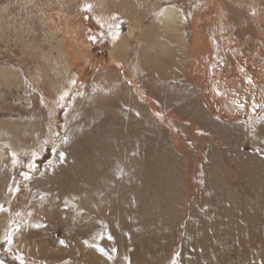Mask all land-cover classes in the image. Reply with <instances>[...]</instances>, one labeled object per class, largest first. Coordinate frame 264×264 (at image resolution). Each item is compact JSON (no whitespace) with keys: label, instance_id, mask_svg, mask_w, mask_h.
<instances>
[{"label":"rangeland","instance_id":"374dc122","mask_svg":"<svg viewBox=\"0 0 264 264\" xmlns=\"http://www.w3.org/2000/svg\"><path fill=\"white\" fill-rule=\"evenodd\" d=\"M87 5L91 7L86 9ZM167 6L177 7L184 15L181 29L179 25L168 28L161 19V10ZM104 17L116 26L127 22L135 28L133 37L123 35L113 40L118 34H109L95 21ZM77 47L88 50L89 61L79 75V90L66 88L69 93L65 99L70 97V102L76 92L83 94L69 119H74L73 126L66 127L64 107L70 103L57 99L49 75L59 67L60 52ZM0 68L20 79H0V121L41 119L45 136L38 140L49 149L43 162L38 159L42 170L53 157L69 155L73 128L79 122L88 128L92 117L79 107L86 98L107 111L104 124L108 126H118L116 119L125 116L147 118L161 136L158 162L169 172L181 170L186 191L188 180H193V201L202 214V203L207 201L201 196V189L207 192L204 179L231 178L222 173L226 165L234 178L239 172L238 165L232 163L234 158L240 161L261 150L264 153L259 139L264 131V0H0ZM72 71L69 68L67 75ZM159 71L163 75H158ZM101 74H106L107 83L99 90ZM180 83L184 86L178 87ZM204 110L207 123L211 117L215 135L204 130L206 135L191 123ZM52 130L53 143H48ZM10 142L15 139L10 138ZM224 156L229 158L226 163ZM29 160L22 157L12 175L5 173L0 182L6 217L11 213V202L12 211L23 210L24 215L35 206L32 201L39 196L35 181L23 175ZM250 163L247 165L254 169L255 164ZM250 171L253 175L252 168ZM17 189L22 193H11ZM63 198L58 201L66 210ZM47 208L52 204L45 212ZM12 220L17 222H9ZM98 223L100 228L91 226L90 230L99 234L100 245L109 237L103 233L106 223ZM37 226L27 237L44 245V253L31 257V246L18 249L13 231L10 238L8 234L0 240V252L9 258V263L0 260V264H93L95 257L85 249V242L93 240L89 234L84 238L76 235L75 224H64L61 231L48 221ZM73 249L74 256L65 254ZM85 252L91 256L88 261L82 257Z\"/></svg>","mask_w":264,"mask_h":264},{"label":"bare ground","instance_id":"6f19581e","mask_svg":"<svg viewBox=\"0 0 264 264\" xmlns=\"http://www.w3.org/2000/svg\"><path fill=\"white\" fill-rule=\"evenodd\" d=\"M161 19L165 20L168 28L179 25L181 29L184 25V15L177 7L163 8ZM95 21L102 30L108 29L109 34L113 31L118 34L112 35L113 40L123 35L133 37L135 28L127 22L116 26L107 17ZM124 24L127 28L121 32ZM88 56V50L81 47L60 52L59 67L49 75L57 99L66 103L70 100V97L65 99L69 93L66 88L79 90L78 78L89 61ZM69 68L73 71L68 76ZM157 74L163 75L160 71ZM0 79L20 80L2 68ZM106 83V74L99 75L97 89L104 88ZM80 96H83L82 91L76 92L75 100L69 101L68 108V105L64 107L68 114L66 127L73 126L74 119H69ZM84 100L86 102L79 107L92 117L88 128L79 122L73 128L75 132L69 155L53 157L42 166L43 170L39 165L46 159L44 153L49 149L38 140L45 136L42 135L41 119L29 120L26 117L25 122L0 121V182L5 173L12 175L17 165L23 162L22 157H28L30 160L24 165L27 170L23 175L35 181L33 186L37 187L39 195L33 199L35 206L26 215L23 210L13 212L11 202L8 208L11 213L6 217L0 202V240L14 231L18 249L25 250L31 246L29 251L33 254L29 256L41 255L45 246L27 235L30 229L44 226L48 221L60 231L64 224H75L78 228L75 234L81 238L89 234L93 241L90 244L85 242V249L95 257L93 264H264L262 150L246 160L243 157L242 162L239 159L234 161L235 158L230 161L238 165L236 177L233 178L226 165L227 169L223 168L222 173L231 178L204 179L202 183L209 196L201 189L203 200H207L202 203L201 209L205 213L202 214L193 201L196 194L193 180H188L186 191L181 170L176 168L169 172L164 164L158 162L161 136L147 118L140 120L134 115L133 120L130 118L132 115L125 116L116 119L118 126H108L104 124L108 119L107 111L104 112L94 101ZM54 132L52 130L48 143H53ZM10 138L15 139L13 144ZM259 139L264 145V131L260 132ZM227 159L224 156V163ZM248 162L255 164V171L247 165ZM251 168L253 175H250ZM2 190L3 186H0V201ZM11 193L18 196L22 189ZM61 196L66 210L61 209L58 201ZM49 203L52 208L45 212ZM10 219H17V222H9ZM98 221L106 223L107 230L103 228V233L109 237L100 245L97 243L99 234H92L90 230L91 226L100 228ZM98 248L103 249V254ZM86 253L82 257L88 261L91 256ZM65 254L74 256L76 249Z\"/></svg>","mask_w":264,"mask_h":264},{"label":"crops","instance_id":"0c3cea01","mask_svg":"<svg viewBox=\"0 0 264 264\" xmlns=\"http://www.w3.org/2000/svg\"><path fill=\"white\" fill-rule=\"evenodd\" d=\"M120 38H122V37H120ZM194 82H196V81H194ZM180 86H184L183 84H181L180 83V85L178 86V87H180ZM197 90V89H196ZM195 90V91H196ZM192 99H194V97H192ZM165 100H168L167 99V97H165ZM196 106L197 104L195 103V101L192 103V107L194 108L195 106ZM166 105V103H164V106ZM190 105V104H189ZM202 106V105H201ZM206 106H207V111L206 112H209L210 111V107L208 106V104L206 103ZM190 107V106H189ZM165 108V110L167 111V110H169V108H167V107H164ZM191 108V107H190ZM184 111H186V109H185V107H184V109H183ZM190 110V109H189ZM197 110V109H196ZM171 111V110H170ZM190 112H191V110H190ZM210 113V112H209ZM209 120V117L207 116V114L205 113V110L204 111H201V114H196V119L194 120V122H191L193 125H194V127L195 128H198V130L199 131H203L204 132V130L207 132V134L208 135H215V134H217V133H213V130H212V127H211V117H210V121L207 123V121ZM198 131V132H199ZM204 134H206L205 132H204ZM206 134V135H207ZM223 134H225V133H223ZM221 139H223L222 137H221ZM210 152V151H209ZM189 154V153H188ZM191 158V157H190ZM212 158H214V157H212ZM215 161V160H214ZM187 162H189L190 163V160H188ZM190 167H192L191 166V164H190Z\"/></svg>","mask_w":264,"mask_h":264},{"label":"water","instance_id":"95a60500","mask_svg":"<svg viewBox=\"0 0 264 264\" xmlns=\"http://www.w3.org/2000/svg\"><path fill=\"white\" fill-rule=\"evenodd\" d=\"M126 26H127V25H125V24L122 25L121 32L126 30V28H127ZM0 259L3 260V261H5V262H8V263H9V258H8V256H6V255L3 254V253L0 254Z\"/></svg>","mask_w":264,"mask_h":264},{"label":"snow or ice","instance_id":"6c2138e0","mask_svg":"<svg viewBox=\"0 0 264 264\" xmlns=\"http://www.w3.org/2000/svg\"><path fill=\"white\" fill-rule=\"evenodd\" d=\"M90 7H91L90 5H87V6H86V9H87V8H90ZM25 178L27 179V176H26ZM9 238H10V234H9ZM60 243L63 244L64 241H60ZM97 250L100 251V252L103 254V249H99V248H98Z\"/></svg>","mask_w":264,"mask_h":264}]
</instances>
